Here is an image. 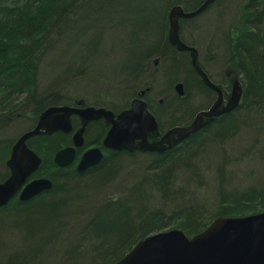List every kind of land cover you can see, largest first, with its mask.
<instances>
[{"label":"trees","instance_id":"obj_1","mask_svg":"<svg viewBox=\"0 0 264 264\" xmlns=\"http://www.w3.org/2000/svg\"><path fill=\"white\" fill-rule=\"evenodd\" d=\"M204 1L0 0V182L10 174L15 137L50 106L83 102L117 112L146 90L158 120L152 139L205 107L215 93L190 53L168 39L170 9ZM238 10L243 29L230 21ZM204 16L227 22L206 53L188 35L203 28ZM180 34L214 82L240 79L239 106L164 153L111 151L83 173L54 162L72 134L31 138L43 160L35 177L53 186L0 208V264H115L156 232L178 228L192 237L218 217L264 212V0H217L182 20ZM197 99L204 101L192 106ZM26 113L35 118L29 126ZM104 134L91 123L78 155Z\"/></svg>","mask_w":264,"mask_h":264},{"label":"water","instance_id":"obj_2","mask_svg":"<svg viewBox=\"0 0 264 264\" xmlns=\"http://www.w3.org/2000/svg\"><path fill=\"white\" fill-rule=\"evenodd\" d=\"M215 1L205 0L197 9L188 12L180 6H175L169 15L170 43L178 51L190 53L193 67L204 84L218 94L209 111L199 113L189 127H173L159 140L150 141L153 116L143 98L144 93L141 97L133 99L131 107L116 117L110 111L94 107L51 106L43 112L37 127L23 133L13 146L11 158L7 163L11 175L5 182L0 183V208L5 207L18 194L20 201H28L52 187V181L46 178L29 180L40 167L42 159L28 147L27 141L41 134L72 132L73 116L81 119L82 126L73 135L74 145L56 153L54 161L60 167L72 164L76 149L84 145L86 126L90 121L99 118H104L111 125L103 141L104 147L120 152L143 150L163 153L202 128L205 125H199L202 116L218 117L235 109L241 101L239 88H234L231 99L223 106V91L200 66L198 49L184 42L180 36V20L199 15ZM177 90L180 95L184 94L182 83L177 85ZM103 158L104 154L99 147L91 148L81 156L77 170L85 172L99 164ZM115 264H264V212L240 217H218L204 231L192 237L181 229L148 235L139 240L132 250Z\"/></svg>","mask_w":264,"mask_h":264},{"label":"bare ground","instance_id":"obj_3","mask_svg":"<svg viewBox=\"0 0 264 264\" xmlns=\"http://www.w3.org/2000/svg\"><path fill=\"white\" fill-rule=\"evenodd\" d=\"M217 1V0H216ZM215 1V2H216ZM212 5V4H211ZM175 6H180L184 11H186V12H188V11H192V10H185L184 9V7L182 6V5H180V4H176ZM175 6H173L172 8H174ZM172 8L170 9V11L172 10ZM170 11H169V15H170ZM203 12H205V10L203 11ZM202 12V13H203ZM202 13H200V14H202ZM199 14V15H200ZM191 19V18H190ZM168 20H169V16H168ZM182 20H185V19H181L180 20V28H181V21ZM170 22H169V25H168V39H169V33H170ZM180 36H181V34H180ZM182 38V37H181ZM184 41V40H183ZM170 42V41H169ZM195 47V46H194ZM197 48V47H196ZM198 49V48H197ZM198 52H199V50H198ZM191 57V56H190ZM200 64V63H199ZM193 65V64H192ZM201 66V65H200ZM202 67V66H201ZM203 69V68H202ZM204 70V69H203ZM196 71V70H195ZM205 71V70H204ZM206 72V71H205ZM199 75V74H198ZM208 75V74H207ZM200 76V75H199ZM209 76V75H208ZM201 77V76H200ZM210 78V77H209ZM211 79V78H210ZM212 80V79H211ZM220 80H221V78H220ZM203 81V80H202ZM213 81V80H212ZM214 82V81H213ZM180 83H182L181 81H176L175 82V86H174V88H175V90H176V93L178 94V95H180L179 94V92H178V90H177V85L178 84H180ZM204 83V82H203ZM215 84H217L218 86H220L221 87V89H222V91H223V95H224V102H223V106H225L227 103H228V101L231 99V96H232V93H233V91L231 92V94H230V96H228V93H227V91H226V88H225V85L223 84V83H216V82H214ZM183 84V83H182ZM208 87V86H207ZM211 89V88H210ZM183 90H184V85H183ZM215 94H214V98H212L208 103H207V105L205 106V107H202V108H199V109H196L193 113H192V115L189 117V119H188V121L187 122H185V123H181V124H178L180 127H189L190 125H192L193 124V122L195 121V119H196V117H197V115L199 114V113H201V112H205V111H209L211 108H212V106L215 104V101L217 100V97H218V94H217V92L216 91H214L213 89H211ZM238 92H240V91H238ZM142 93H144V95H143V98L147 101V99L145 98V95H146V90H141V91H139V92H137V96L136 97H134L133 99H135V98H137V97H141V95H142ZM184 93H185V91H184ZM241 94V93H240ZM184 95V94H183ZM183 95H180V96H183ZM151 96V95H150ZM132 99V100H133ZM132 100H131V102H132ZM131 102H130V106L128 107V108H130L131 107ZM240 103H241V101H240ZM239 103V104H240ZM147 104H148V109H149V111L152 113V116H153V124H152V126H151V128H150V130H156V126H158V120H157V118L155 117V115L153 114V112L150 110V108H149V103H148V101H147ZM67 105V104H66ZM53 106H62V105H53ZM71 106H77V105H71ZM78 106H81V107H85V108H87V107H94V108H96V109H105L106 111H110V112H112L114 115H115V117L118 115V114H120L121 112H123L124 110H126V109H128V108H126V109H122L121 107L119 108V109H121V110H119V111H113L112 109H110V108H108L106 105H102L101 104V106H98V105H93V104H84L83 102L81 103L80 102V104H78ZM239 106V105H238ZM237 106V107H238ZM51 107V106H50ZM236 107V108H237ZM49 108V107H48ZM235 108V109H236ZM46 110V109H45ZM44 110V111H45ZM234 109H232L231 111H233ZM43 111V112H44ZM231 111H229V112H231ZM43 112H41L40 114H39V116H38V118L36 119L37 121L34 123L33 122V120H35V118H33V116H31V115H29V114H27V116H28V126L33 122L34 124H33V126L32 127H30V128H28V129H26L27 131H31V130H34L36 127H37V125H38V123H39V121H40V118H41V116H42V114H43ZM229 112H227V113H229ZM227 113H224V114H222V115H220V116H216V117H211V116H207V115H204V116H202V118L200 119V121H199V125H201V124H203V123H205V125L202 127V128H200L196 133H194V134H192V135H190L189 137H187L186 139H184L183 141H181L179 144H177L175 147H177V146H179V145H181L183 142H185L187 139H189L190 137H192V136H194V135H196L198 132H200L201 130H203L205 127H207L211 122H213V120H216L217 118H219V117H222L223 115H225V114H227ZM26 116V115H25ZM75 117H78V116H75ZM104 121L105 119L104 118H99V119H96V121ZM71 121H72V124H73V131L72 132H70V133H68V134H72V145H70V146H73L74 145V143H73V135H74V133L82 126V123L80 122V126H79V128L78 129H76L75 130V128H76V126L74 125V121L71 119ZM93 121H95V120H93ZM106 121V120H105ZM90 122H92V121H90ZM89 122V123H90ZM88 123V124H89ZM106 123H108L107 121H106ZM160 123H161V121H160ZM109 124V123H108ZM110 125V124H109ZM165 125V124H164ZM177 126V125H176ZM175 126V127H176ZM110 127H111V125H110ZM86 128H87V126H86ZM110 129V128H109ZM43 130V129H42ZM27 131H25V132H27ZM25 132H23V133H25ZM58 132H61V131H58ZM151 132V131H150ZM22 133V134H23ZM55 133H57V132H55ZM55 133H53V134H55ZM61 133H63V132H61ZM152 133V132H151ZM151 133H149V140L150 141H154L152 138H151V136H150V134ZM21 134V135H22ZM53 134H51V135H53ZM64 134H66V133H64ZM20 135V136H21ZM43 134H41V135H37V136H42ZM51 135H48V136H51ZM94 135V134H93ZM20 136H16L15 137V141L13 142V144H12V147H11V151H10V154H9V156H8V158H7V160H6V162H5V164H6V167L9 169V172H10V174H9V176H8V178L10 177V175H11V170H10V168L7 166V163H8V161L10 160V158H11V154H12V150H13V146L15 145V143L17 142V140H18V138L20 137ZM37 136H34V137H37ZM34 137H32V138H34ZM106 137V136H105ZM31 139V138H30ZM30 139L27 141V143L30 141ZM105 139V138H104ZM84 140H85V142H86V129H85V132H84ZM104 141V140H103ZM103 141L101 142V144L100 145H95V144H93V145H90L89 147H87L80 155H78V151L80 150V149H82V148H84V146H85V142H84V145L82 146V147H80V148H77L76 149V157H75V160L72 162V164H75V167H76V170H77V166H78V163H79V161H80V158H81V156L87 151V150H89V149H91V148H94V147H99L101 150H102V152H103V154H104V158H105V156H106V154H107V152H111V151H116V150H111V149H108V148H106V147H104V145H103ZM70 146H67V147H70ZM28 147L30 148V149H32L30 146H29V143H28ZM67 147H64V148H67ZM64 148H61V149H64ZM174 148V147H173ZM61 149H59V150H61ZM172 149V148H171ZM35 153H36V151L34 150V149H32ZM58 150V151H59ZM57 151V152H58ZM135 151H137V152H140V153H151L152 151H143V150H133V151H130V150H124V151H121V152H125V153H133V152H135ZM56 152V153H57ZM116 152H120V151H116ZM166 152V151H165ZM56 153H55V155H56ZM164 153V152H163ZM37 154V153H36ZM40 157V156H39ZM55 157V156H54ZM41 158V157H40ZM103 158V159H104ZM42 159V158H41ZM43 161V160H42ZM55 162V161H54ZM102 162V161H101ZM100 162V163H101ZM99 163V164H100ZM42 164V163H41ZM56 164V163H55ZM72 164H70L69 166H71ZM99 164H97V165H99ZM97 165H94L93 167H95V166H97ZM41 166V165H40ZM59 166V165H58ZM69 166H66V167H69ZM60 167V166H59ZM66 167H61V168H66ZM93 167H91V168H93ZM40 168V167H39ZM38 168V169H39ZM90 169V168H89ZM78 171V170H77ZM37 172V171H36ZM36 172L34 173V174H32V176H31V178L29 179V180H33V179H39V178H46V179H49V178H47V177H35V174H36ZM79 172V171H78ZM86 172V171H85ZM79 173H83V172H79ZM7 178V179H8ZM6 179V180H7ZM5 180V181H6ZM50 180V179H49ZM5 181H3V182H5ZM3 182H0V183H3ZM28 183V182H27ZM26 183V184H27ZM25 184V185H26ZM52 184H53V182H52ZM24 185V186H25ZM23 186V187H24ZM53 186V185H52ZM52 188V187H51ZM47 191V190H46ZM43 192H45V191H43ZM42 193V192H41ZM40 193V194H41ZM39 195V194H38ZM37 196V195H36ZM35 196H33V197H31V199L32 198H34ZM13 199H18L19 200V194L17 195V196H15ZM12 199V200H13ZM30 199V200H31ZM11 200V201H12ZM10 201V202H11ZM9 202V203H10ZM9 203H7L5 206H7ZM217 219V218H216ZM216 219H214L211 223H213ZM171 229H178V228H170V229H167V230H163V231H168V230H171ZM204 231V230H203ZM161 232V231H160ZM157 233V232H156Z\"/></svg>","mask_w":264,"mask_h":264},{"label":"rangeland","instance_id":"obj_4","mask_svg":"<svg viewBox=\"0 0 264 264\" xmlns=\"http://www.w3.org/2000/svg\"><path fill=\"white\" fill-rule=\"evenodd\" d=\"M213 10V9H212ZM207 14V13H206ZM199 21H201V25L203 26V28L200 30V31H195L193 35L191 34H188L189 36H194V39L200 44V46L202 47L201 50L206 53L207 52V43L211 40V37L214 33H221V31H223L226 27H227V22L225 18L219 20L218 18H216L215 16H204L202 17L201 19H199ZM220 21V22H219ZM230 21H235L239 27V29H243L244 26H245V16L243 13H241V11L234 14L231 18H230ZM187 35V34H186ZM187 36V37H189ZM214 69V67H213ZM212 68H210L211 71H213ZM215 70V69H214ZM227 72V70H226ZM216 78L218 79L219 77L216 76ZM241 78V77H240ZM239 81L240 79L239 78H234L232 81H231V84L228 86L225 85V88H226V91L228 93V96H230L231 92L234 90V88H239ZM91 89H94V87H92ZM200 101H204V99H200L198 101L195 100V102H192V106H194L196 103L200 102ZM21 130H12L11 133L12 135H17L19 134ZM242 216V215H241ZM246 216V215H245ZM240 217V216H238Z\"/></svg>","mask_w":264,"mask_h":264},{"label":"flooded vegetation","instance_id":"obj_5","mask_svg":"<svg viewBox=\"0 0 264 264\" xmlns=\"http://www.w3.org/2000/svg\"><path fill=\"white\" fill-rule=\"evenodd\" d=\"M75 118L77 119V120H76V122H77L76 124H77V125H76V128H75V130H76V129H78L79 126H80L81 119H80L79 117H75V116H73V117H72V120L74 121ZM94 122H96V123H97V122H100V123L104 126L105 134H104V137L102 138V141H103L104 138H105V136H106V134H107V132H108V130H109V128H110V125H109L108 123H106L105 120H104V121H101V120H100V121H96V120H95V121L90 122V123L87 125V128H88V126H89L91 123H94ZM177 126H179V125H177ZM173 127H175V126L169 127L168 129H166V131H167V130H170V129L173 128ZM87 128H86V130H87ZM166 131H165V132H166ZM165 132H164V133H165ZM164 133H162L161 135L157 136V137L154 138L153 140H154V141H155V140H159V139L161 138V136H162ZM102 141H101V142H102Z\"/></svg>","mask_w":264,"mask_h":264}]
</instances>
